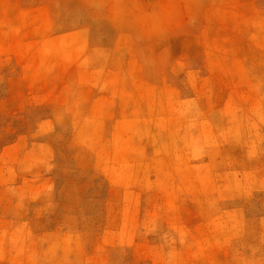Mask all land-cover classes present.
I'll list each match as a JSON object with an SVG mask.
<instances>
[{
    "label": "rangeland",
    "instance_id": "1",
    "mask_svg": "<svg viewBox=\"0 0 264 264\" xmlns=\"http://www.w3.org/2000/svg\"><path fill=\"white\" fill-rule=\"evenodd\" d=\"M0 264H264V0H0Z\"/></svg>",
    "mask_w": 264,
    "mask_h": 264
}]
</instances>
